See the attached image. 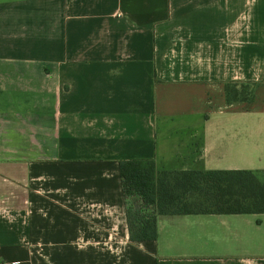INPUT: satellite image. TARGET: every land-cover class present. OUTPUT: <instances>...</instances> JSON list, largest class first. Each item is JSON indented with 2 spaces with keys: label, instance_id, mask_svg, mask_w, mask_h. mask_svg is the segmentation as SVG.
Returning <instances> with one entry per match:
<instances>
[{
  "label": "crops",
  "instance_id": "obj_1",
  "mask_svg": "<svg viewBox=\"0 0 264 264\" xmlns=\"http://www.w3.org/2000/svg\"><path fill=\"white\" fill-rule=\"evenodd\" d=\"M126 159L264 182V0H0V264H264V212L130 241Z\"/></svg>",
  "mask_w": 264,
  "mask_h": 264
},
{
  "label": "trees",
  "instance_id": "obj_2",
  "mask_svg": "<svg viewBox=\"0 0 264 264\" xmlns=\"http://www.w3.org/2000/svg\"><path fill=\"white\" fill-rule=\"evenodd\" d=\"M252 86L226 83V101H250ZM118 167L130 241L156 239L158 214L264 212V182L251 170L158 171L151 159L120 160Z\"/></svg>",
  "mask_w": 264,
  "mask_h": 264
}]
</instances>
